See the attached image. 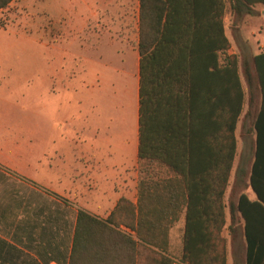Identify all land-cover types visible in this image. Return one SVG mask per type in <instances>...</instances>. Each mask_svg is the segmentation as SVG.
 I'll return each mask as SVG.
<instances>
[{
	"label": "trees",
	"instance_id": "trees-1",
	"mask_svg": "<svg viewBox=\"0 0 264 264\" xmlns=\"http://www.w3.org/2000/svg\"><path fill=\"white\" fill-rule=\"evenodd\" d=\"M10 1L0 0V9ZM137 1L136 201L121 197L105 219L78 209L68 264H227L221 231L242 80L248 107L258 100L249 172L255 198L239 193L228 202L227 229L235 240L238 216L246 264H264V48L239 63L227 54L223 24L227 7L241 17L264 0ZM243 174L236 171L235 186ZM181 218L173 258L169 233Z\"/></svg>",
	"mask_w": 264,
	"mask_h": 264
},
{
	"label": "rangeland",
	"instance_id": "rangeland-1",
	"mask_svg": "<svg viewBox=\"0 0 264 264\" xmlns=\"http://www.w3.org/2000/svg\"><path fill=\"white\" fill-rule=\"evenodd\" d=\"M38 1L48 0H21L0 12V141L20 140L32 146L27 160L34 165L44 149L58 150L62 157L74 150L76 158L86 155L91 161L122 154L127 162L120 176L122 188L131 197L138 179V164L130 162L135 141L136 65L125 47L138 39L137 0H55L54 16L41 10ZM252 11L241 17L228 7L225 11L227 54L239 63L264 48V6H254ZM242 85L245 101L235 130L237 147L225 189L221 231L228 264H243L245 242L238 216L234 223L237 237L232 240L227 204L235 202L239 193L255 198L249 172L258 100L249 108L243 80ZM238 170L244 174L235 186ZM19 193L30 201L41 197L29 183L0 171V200ZM77 194L68 200V207L63 208L61 202L58 207L69 230L78 202L86 201ZM181 231L177 225L169 235L173 258L181 251Z\"/></svg>",
	"mask_w": 264,
	"mask_h": 264
},
{
	"label": "crops",
	"instance_id": "crops-1",
	"mask_svg": "<svg viewBox=\"0 0 264 264\" xmlns=\"http://www.w3.org/2000/svg\"><path fill=\"white\" fill-rule=\"evenodd\" d=\"M18 1L21 0L10 1L5 8L0 9V12ZM54 1H38V4L41 10L54 16L52 7ZM257 5L264 6L262 4L255 6ZM119 45L121 46L122 42ZM136 45L135 41L134 45L125 47L131 53L136 65L135 141L130 162L132 160L137 162L138 54ZM53 90L52 86L51 91ZM125 142L127 143V139ZM31 147L20 140L0 141V171L10 173L29 183L41 196L38 200L30 201L19 193L4 197L1 199L3 201L0 200V264H68L76 211L82 209L91 215L105 219L121 197H126L135 203L136 189L129 197L122 188L124 181L120 176L127 164L122 154L118 157L119 159L115 154L114 158L107 154L99 157L98 160L91 161V158L86 155L76 158L74 150L72 154L67 152L66 156L62 157L58 150L44 149L34 165L27 160ZM80 193L86 201L78 202L75 215L71 216L69 230L67 218L60 219L58 207L60 202L63 208L68 207L70 203L68 200L73 201L75 194L81 198ZM98 211L105 212V215H99ZM177 225L183 228V218L175 224ZM243 264H246L245 250Z\"/></svg>",
	"mask_w": 264,
	"mask_h": 264
}]
</instances>
